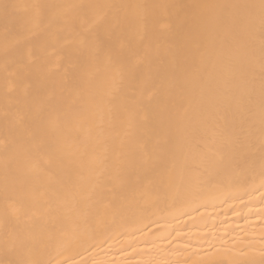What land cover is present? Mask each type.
<instances>
[{"label":"bare ground","instance_id":"1","mask_svg":"<svg viewBox=\"0 0 264 264\" xmlns=\"http://www.w3.org/2000/svg\"><path fill=\"white\" fill-rule=\"evenodd\" d=\"M0 264H264V0H0Z\"/></svg>","mask_w":264,"mask_h":264}]
</instances>
